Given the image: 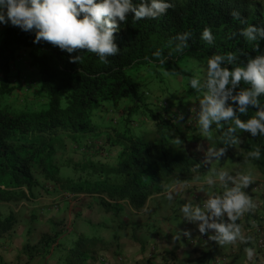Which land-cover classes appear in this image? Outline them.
Returning a JSON list of instances; mask_svg holds the SVG:
<instances>
[{
	"label": "trees",
	"instance_id": "obj_1",
	"mask_svg": "<svg viewBox=\"0 0 264 264\" xmlns=\"http://www.w3.org/2000/svg\"><path fill=\"white\" fill-rule=\"evenodd\" d=\"M174 2L175 7L157 19L134 22L129 16L127 23H122L115 33L120 53L108 57L106 64L95 53L83 49L69 54L50 42L34 43V30L25 32L10 23L3 24L0 37V201L30 200L34 196L33 188L41 187L47 189L46 192L63 189L99 194L109 206L108 211L114 213L121 210L123 202L133 209H141L151 195L162 192L167 184L209 173V161L219 163L245 158L256 146L261 147V158L246 161L264 176V136L252 137L242 131L239 144L225 145L222 131L214 125L209 138L200 136L195 124L185 135L171 138L161 128L149 134L133 133L129 126L122 124V128H113V137L107 128L92 122L91 114L101 106H119V102L126 101L127 112L139 107L142 92L138 82L142 80L137 82L131 78V72L141 67L172 68L189 86L196 71L182 67L187 60L198 63L203 74L213 54L234 52L246 63L249 57L264 53V40L258 41V49L253 50L254 43L239 34L247 24L264 26L260 0ZM233 10H238L247 24L234 19ZM205 27L213 31L212 45L200 39ZM186 31L193 34L189 47L182 53L174 52L172 38ZM157 50L168 57L165 63L161 64L153 56ZM23 51H26L25 60L37 72L44 108L11 110L2 104V95L11 91L9 77L13 73L21 74L15 64H23L17 59ZM76 55L81 56L79 62L70 58ZM228 67L231 69L233 65ZM241 87L247 85L241 82ZM189 89L195 94V90ZM260 99L264 103V94ZM194 103L198 106L197 101ZM255 111L256 108H250L248 115H242L241 119H247ZM168 117L165 121L175 119L169 114ZM158 119L161 123L162 119ZM102 133L105 134L102 142L120 147L115 158L97 160L92 155L89 159L81 158L73 166L84 176L76 180L61 176V169L70 166L64 155L67 141L82 147L94 142L95 139L90 138ZM221 147L225 148V153L219 160L209 157V148ZM15 224L13 213L0 216V239L11 232ZM60 237L62 242H58ZM253 237H245L249 242H243V249L254 248ZM100 240L98 235L77 229L65 235L56 233L52 241L56 247L53 252L58 254L57 264H93ZM29 246L24 245L22 249L28 251Z\"/></svg>",
	"mask_w": 264,
	"mask_h": 264
},
{
	"label": "clouds",
	"instance_id": "obj_2",
	"mask_svg": "<svg viewBox=\"0 0 264 264\" xmlns=\"http://www.w3.org/2000/svg\"><path fill=\"white\" fill-rule=\"evenodd\" d=\"M174 7V0H0V24L10 23L25 32L34 30V43L42 40L50 42L69 54L81 49L95 53L106 64L108 57L120 53L115 33L122 23H127L129 16L134 22L157 19ZM231 15L241 24H247L238 10H233ZM239 34L254 43L253 50H257L258 41L264 40V26L247 24ZM192 35L191 31L176 34L172 38L173 51L182 53L188 48ZM200 39L212 45L215 40L212 29L205 27ZM153 56L161 64L168 59L162 50L155 51ZM239 56L234 52L211 55L203 74L197 71L188 82L191 89L202 94L198 99V108L191 109L195 112L197 133L209 138L215 125L217 130L222 131L225 145L239 144V133L242 131L252 137L264 136V103L260 99L264 94V53L249 57L246 63L240 61ZM70 58L79 62L81 56ZM228 65L233 67L230 69ZM241 82L247 87H241ZM252 107L256 108L254 115L241 119L242 115H248ZM183 119L184 115L180 112L172 122L179 124ZM224 153L223 147L208 149L209 157L214 156L217 160ZM261 155V147L256 146L255 150L247 153L245 160H259ZM253 182L251 173L233 175L226 170L212 168L205 183L208 186L218 183L222 193L207 194L202 205L184 203L180 208L183 220L197 224L199 232L208 234V239L218 245L232 244L237 240L249 242L242 235L238 221L243 216L245 223L256 226L255 221L250 222L251 216L244 218L245 213L256 207L245 191ZM173 191L166 192L168 200L173 199ZM182 234L191 236L188 230ZM245 252L249 260L256 254L254 248H246Z\"/></svg>",
	"mask_w": 264,
	"mask_h": 264
},
{
	"label": "rangeland",
	"instance_id": "obj_3",
	"mask_svg": "<svg viewBox=\"0 0 264 264\" xmlns=\"http://www.w3.org/2000/svg\"><path fill=\"white\" fill-rule=\"evenodd\" d=\"M260 2L261 7L264 8V0H260ZM2 29L3 24H0V37ZM24 56H26V51L21 53L25 73L17 75L13 73L9 77L11 91L2 95V104L9 106L11 110L44 108L46 107L45 99L38 89L37 72L25 61ZM198 65L195 61L187 60L182 64V67L186 71H196V74L197 71H203V68ZM131 78L137 82L142 80L141 83L138 82L142 92L139 107L135 111L129 110L127 112L126 105H124L127 104L124 103L126 101L119 102V106H101L91 114V120L94 124L107 128V132L113 134V137L115 136V129L113 130V128H122V124L123 126L126 124L133 133L149 134L161 128L171 138H176L180 134L185 135L187 130L191 128L190 126L196 125L195 115L190 121L182 120L179 124H173L172 121H165L169 118L166 110L158 109V103L164 100L169 103L170 107L181 112H186L190 108H198L197 103L194 102H198L202 94L196 91L195 94H191L186 80L175 73L172 68H157L153 65L141 67L138 71L131 72ZM158 118L162 119L161 123ZM90 139H95V141L82 147L70 140L67 141L68 147L65 156L68 158L70 166L61 169V176L76 180L79 176H84L79 169L73 166L79 159H89L91 155L93 159L97 160L112 159L120 150V147L112 145L110 142H102L105 139L104 133L99 137ZM208 166L209 172L215 168L226 170L233 175L244 172L254 176L255 170L257 172L256 167L248 163L245 158H233L219 163L209 161ZM262 177L264 178L263 175ZM258 179L254 182L257 184L256 187L264 186L262 185L264 182H260ZM194 181L200 182L201 180ZM193 186H195L193 180H176L166 185V187L179 188L187 192L191 191ZM212 187L222 188L218 183ZM45 190L36 187L32 200L0 201V216L13 213L19 221L27 224L32 223V243L28 252L32 254L41 251V253H45V257L52 255V259L49 260L52 264H55L58 258V254L53 252L56 247L52 238L58 232L65 235V233L75 229L89 235H98L101 238L96 246V258L93 264H182L176 257L178 253L199 252L201 257L208 254L200 250V246H195L199 242L196 243L193 238L185 237L183 234L180 235V238L186 248L176 246V244L163 243L165 240L162 236L164 227H160L158 223L159 221H169V218H165L164 213L157 217L159 219L157 223L155 221L149 222V218L141 209H133L125 202L120 203L121 210L114 213L108 211L109 206L99 194L71 192L63 189H56V191L52 189L47 192ZM218 190L220 193L223 191ZM263 194L257 196L255 193L253 195L262 200ZM188 202L193 203L191 200ZM260 207L262 206L259 205L251 212L245 213L244 218L248 219L249 216L252 218L255 213L264 210ZM33 212L35 213L33 214ZM170 214L176 216L174 211ZM180 218L183 219V217H179V220ZM253 218L256 222L255 227L258 228V230L253 231L254 249L255 252L261 253L264 250V241L263 245L258 246L257 239L263 238L264 240V231H259L261 229L258 224L260 219ZM242 220L245 221L243 216L240 218V221ZM164 223L161 222L162 225ZM198 234H200V242H203L204 237L208 235L200 232ZM62 240L60 237L58 242H62ZM207 243L210 254H216L222 247L212 240H208ZM242 245L240 247L236 244L237 250H242Z\"/></svg>",
	"mask_w": 264,
	"mask_h": 264
},
{
	"label": "crops",
	"instance_id": "obj_4",
	"mask_svg": "<svg viewBox=\"0 0 264 264\" xmlns=\"http://www.w3.org/2000/svg\"><path fill=\"white\" fill-rule=\"evenodd\" d=\"M15 69H17L19 73H25L23 64L16 63ZM209 174H211V172L193 178V185L195 186H193V189L189 192L183 191V189H174L173 187L165 186L162 192L155 193L148 198L145 205L141 208V211H143L147 215V218H149V222L155 221L157 223V221L159 220L157 219V217L161 213H164L165 218H169V221H159L158 223L160 227H164L162 236L165 240H163V243H168L170 245L176 244V246L186 248V246L183 245V241H181V238L176 239V237L179 235V233H183L181 231L188 230L191 233L190 238H193V241H195L196 243L199 242L198 245L195 246H200V250L208 253L204 257H201L199 252L178 253L176 254V257L182 264H264V250L261 253L257 252L258 255L254 256L252 260H249L245 252L246 248L237 250L236 244L241 247L243 243L240 240H237L232 244L222 245L219 252H216V254H210L208 246L209 244L207 243V241L209 240L208 235L204 237V240H202L203 242H200L201 238L200 234H198L199 230H197V224L188 222L186 220L184 221L182 218H180L179 220V217H183V214L180 212V208L184 203H188V200L193 201V204L200 203L202 205L203 202L207 199V194H219L220 192L218 189L223 190L222 188H214L212 186H208L205 183L204 179ZM260 177L262 179H258ZM257 179L260 182H264V178L262 177V175L258 170L257 172L255 170L253 176L254 182ZM194 180L201 181L198 182ZM202 180L204 181L202 182ZM254 182L250 184L249 187L245 189V191H247L250 196L252 195L251 198L255 202L256 207L260 205L262 206L260 208H264V198H262V200L260 199V201L258 198H256V195H253L256 193L257 196H259L261 193H264V189L262 190L264 186H260L259 188H257V184H254ZM35 188L36 187L33 188V192ZM168 190H174L172 200H168L166 198V192ZM172 211H174V214L176 216L170 214V212ZM34 213L35 212H33V214ZM262 214L264 215L263 209L260 210V212L256 215V218L260 219V222L258 221V224L261 227L259 231H264V216ZM16 220V225L13 230L5 235V237L0 239V264H52L51 262H49L52 255H49V257H45V253H41V251L31 254L27 250L22 249L24 245H31L32 243L31 236L33 224H27L23 221L21 222L17 218ZM161 222H165L164 225H162ZM238 223L241 227V233L244 238L247 235H251L253 237V231L258 230L255 225L245 223L243 220H239ZM55 264H57V262H55Z\"/></svg>",
	"mask_w": 264,
	"mask_h": 264
},
{
	"label": "built area",
	"instance_id": "obj_5",
	"mask_svg": "<svg viewBox=\"0 0 264 264\" xmlns=\"http://www.w3.org/2000/svg\"><path fill=\"white\" fill-rule=\"evenodd\" d=\"M17 59L22 61L21 54L19 56H17ZM24 59H25V56H24ZM162 105H163V107H162ZM158 106H159V108L166 110V112L168 111L169 116H172L174 118L176 117V115L178 113L181 112V111H179L177 109H173L172 107H170L169 103L167 101H165V100L162 101V102H159ZM191 109H193V108H190L186 112H182L183 115H184L183 121H185V122L190 121L194 117L195 112L194 111L192 112ZM250 222L253 223L254 220L252 218H250ZM263 241H264L263 238H258L257 239V245L258 246L263 245Z\"/></svg>",
	"mask_w": 264,
	"mask_h": 264
}]
</instances>
